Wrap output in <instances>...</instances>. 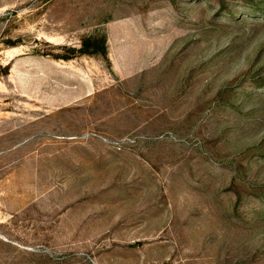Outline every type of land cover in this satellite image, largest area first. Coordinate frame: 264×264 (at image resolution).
Instances as JSON below:
<instances>
[{
	"label": "rangeland",
	"instance_id": "1",
	"mask_svg": "<svg viewBox=\"0 0 264 264\" xmlns=\"http://www.w3.org/2000/svg\"><path fill=\"white\" fill-rule=\"evenodd\" d=\"M0 264H264V0H0Z\"/></svg>",
	"mask_w": 264,
	"mask_h": 264
},
{
	"label": "trees",
	"instance_id": "2",
	"mask_svg": "<svg viewBox=\"0 0 264 264\" xmlns=\"http://www.w3.org/2000/svg\"><path fill=\"white\" fill-rule=\"evenodd\" d=\"M70 51L69 55L65 56H57L62 59H71L76 56V54H87V55H94V54H101L105 57L108 55V48H107V38L105 35H101L98 37H88L85 38L82 42V46L80 48H68Z\"/></svg>",
	"mask_w": 264,
	"mask_h": 264
}]
</instances>
